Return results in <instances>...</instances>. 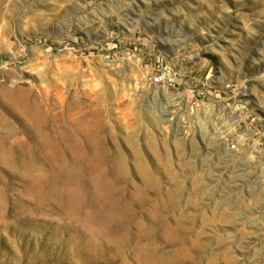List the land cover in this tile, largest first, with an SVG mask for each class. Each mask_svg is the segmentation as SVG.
I'll return each mask as SVG.
<instances>
[{"label":"rangeland","instance_id":"rangeland-1","mask_svg":"<svg viewBox=\"0 0 264 264\" xmlns=\"http://www.w3.org/2000/svg\"><path fill=\"white\" fill-rule=\"evenodd\" d=\"M0 84L100 109L126 219L87 250L88 217L16 186L0 264H264V0H0Z\"/></svg>","mask_w":264,"mask_h":264},{"label":"bare ground","instance_id":"bare-ground-1","mask_svg":"<svg viewBox=\"0 0 264 264\" xmlns=\"http://www.w3.org/2000/svg\"><path fill=\"white\" fill-rule=\"evenodd\" d=\"M2 87L0 162L19 166L20 174L12 176L0 169V200L8 198L6 190L18 186L31 197L35 203V206L32 203L33 208L43 209L56 203L60 210H72V216L76 214L84 220L88 217L91 232L85 246L87 250L97 252L101 241L94 238L106 236L112 228H122L126 221L121 194L124 177L121 162L115 161L107 168L110 158L102 148L94 147L96 141L102 145L109 131L104 116L98 118L100 109L83 111L84 101L57 87H43L25 95L21 94L22 90L16 94ZM68 122L69 127L61 128L60 124ZM16 125L23 129L17 130ZM67 142L72 143L69 146L73 152L64 146ZM40 169L46 171L34 174ZM11 204L13 215H17L19 205ZM3 216L0 204V221ZM33 255L35 260L42 258L38 252Z\"/></svg>","mask_w":264,"mask_h":264},{"label":"built area","instance_id":"built-area-1","mask_svg":"<svg viewBox=\"0 0 264 264\" xmlns=\"http://www.w3.org/2000/svg\"><path fill=\"white\" fill-rule=\"evenodd\" d=\"M149 80L155 86L167 85L171 81L169 71L161 70L157 73L150 75Z\"/></svg>","mask_w":264,"mask_h":264}]
</instances>
